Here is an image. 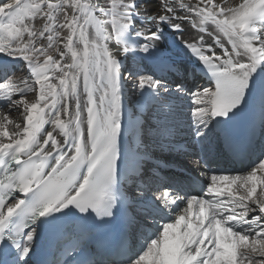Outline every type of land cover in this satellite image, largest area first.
<instances>
[{"label":"snow or ice","instance_id":"obj_1","mask_svg":"<svg viewBox=\"0 0 264 264\" xmlns=\"http://www.w3.org/2000/svg\"><path fill=\"white\" fill-rule=\"evenodd\" d=\"M0 264H264V0H0Z\"/></svg>","mask_w":264,"mask_h":264},{"label":"bare ground","instance_id":"obj_2","mask_svg":"<svg viewBox=\"0 0 264 264\" xmlns=\"http://www.w3.org/2000/svg\"><path fill=\"white\" fill-rule=\"evenodd\" d=\"M177 58L182 59L181 62L185 63V64L187 65L188 69H189V72H188L186 75L184 74V76H183V78H182V79L184 80L185 85H187V84L190 85V86H187V88H188V87H189V88H190V87H193L194 85H199V86H201V87L205 86V85H203V84L201 83V81L199 80V78L196 77L195 72L192 71V70L195 68V65H192V64L188 61L187 57H185L182 53H181L179 56H177L176 59H177ZM18 72H19V69H18ZM133 91H134V90H131V93H130V95H129V100H128V102L126 103V109H132L133 112H135V109L133 108V104H134V101H135V97L132 95V92H133Z\"/></svg>","mask_w":264,"mask_h":264},{"label":"rangeland","instance_id":"obj_3","mask_svg":"<svg viewBox=\"0 0 264 264\" xmlns=\"http://www.w3.org/2000/svg\"><path fill=\"white\" fill-rule=\"evenodd\" d=\"M189 88V87H188ZM131 85L129 84V87L126 89V93L128 94V96L130 95L131 93Z\"/></svg>","mask_w":264,"mask_h":264}]
</instances>
